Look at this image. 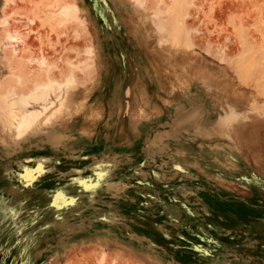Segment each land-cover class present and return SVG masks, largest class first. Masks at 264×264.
Instances as JSON below:
<instances>
[{
    "label": "rangeland",
    "instance_id": "obj_1",
    "mask_svg": "<svg viewBox=\"0 0 264 264\" xmlns=\"http://www.w3.org/2000/svg\"><path fill=\"white\" fill-rule=\"evenodd\" d=\"M0 40L1 85L78 84L0 117V264H264V0H0Z\"/></svg>",
    "mask_w": 264,
    "mask_h": 264
},
{
    "label": "bare ground",
    "instance_id": "obj_2",
    "mask_svg": "<svg viewBox=\"0 0 264 264\" xmlns=\"http://www.w3.org/2000/svg\"><path fill=\"white\" fill-rule=\"evenodd\" d=\"M77 11L78 10L72 6H63L56 13V17L57 18H63V17L65 18V17H69V16H74L75 14H77ZM154 23H155V27L159 33H163V32L167 31V26L164 24V22L160 21V19L157 17V15H156V18L154 19ZM8 38L10 40H13V41L22 40V39H19L18 36L14 35V34H10ZM3 47H4V42H2L0 40V61H1V63H3L4 67L5 66L7 67V65L5 64V61H7L10 58L13 59V56L15 53V48H13L14 51L13 50H10V51L6 50L5 51L3 49ZM91 52H92V50H91ZM15 61L16 60H14V62ZM17 61L15 63L19 64V62H17ZM23 67L24 66H22V68ZM21 73L23 74L24 72L21 71ZM2 74H3V72L1 71V67H0V76ZM14 75H12V76H14ZM25 75H26V73H25ZM27 75H29V74L27 73ZM45 75H47V74H45ZM49 76H47V78ZM24 77H26V76H24V74H23V78ZM5 78H6V76H5ZM7 78H10V77H7ZM47 78H45V80H43L44 78L41 79L42 81L37 80L38 82L33 83V85H34V86L32 85L33 87L28 86L30 88L26 89L25 91H24V89H23V91L21 89L22 92L20 91V88H22V87L19 88V90H18L19 92L17 90H16L17 92L15 91V89H16L15 87L12 88L13 84L15 85V82L13 83V81H11L12 86L11 85L9 86V83H8L9 79L8 80L3 79L2 85L0 84L2 86V87L0 86V107H1L0 117H1L2 121L6 124L7 128L13 132L11 134L10 139L12 140V143L14 145L19 144L28 136L36 137L40 134H43L44 131L47 130L46 128L48 127V125H47L48 122L46 121V118H43L42 120H40L42 114L44 113L43 110L50 108L54 104L57 106H60V107L61 106H68V104H70L71 93L78 86L75 77L72 75H69L66 77V79L63 82L57 81V80H55V78L53 79L51 76L49 77L50 78L49 80ZM11 80H13V79H11ZM1 81H2V79H1ZM1 81H0V83H1ZM22 81H23V79L19 82L21 83ZM22 83H24V82H22ZM22 83L20 85H22ZM25 83L27 84V82H25ZM28 87H26V88H28ZM17 89H18V86H17ZM55 109H57V111H58V107ZM55 109H53V110H55ZM179 109H181V108H179ZM53 110H51V111H53ZM197 117H198V112L194 111L188 117L189 118L188 120L189 121H192V120L196 121ZM237 117H239V116L237 115V112L235 111V109L232 107H229V109L225 112V114H221L219 116V119H217L216 121H220L221 124H223V125L228 124L227 126H229V122L230 121L232 122V120H234V119L236 120ZM216 125H219V124H216ZM52 134H54V133H52ZM50 135L48 133V136H50ZM54 137H56V135ZM52 139H53V137H52ZM47 141L50 142L51 140L50 141L47 140ZM29 159H31V158H29ZM36 170H37V168H36ZM38 170H42V169H38ZM32 172H34V171H32ZM24 173L27 174L28 172H24ZM26 174H25V176H26ZM28 174H30V173H28ZM28 178H29V176H28ZM38 246H39V242L37 241L33 247H38ZM61 248H62V246H61Z\"/></svg>",
    "mask_w": 264,
    "mask_h": 264
}]
</instances>
